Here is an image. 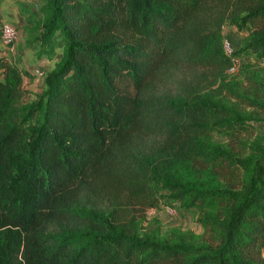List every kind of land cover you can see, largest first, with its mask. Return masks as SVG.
<instances>
[{
  "label": "trees",
  "instance_id": "trees-1",
  "mask_svg": "<svg viewBox=\"0 0 264 264\" xmlns=\"http://www.w3.org/2000/svg\"><path fill=\"white\" fill-rule=\"evenodd\" d=\"M30 4L32 42L63 52L31 105L0 53V264H264V140L243 159L203 139L251 127L207 88L232 65L225 27L264 59V0H47L37 24ZM220 165L246 172L241 189L182 173ZM166 198L217 243L142 234Z\"/></svg>",
  "mask_w": 264,
  "mask_h": 264
},
{
  "label": "rangeland",
  "instance_id": "rangeland-1",
  "mask_svg": "<svg viewBox=\"0 0 264 264\" xmlns=\"http://www.w3.org/2000/svg\"><path fill=\"white\" fill-rule=\"evenodd\" d=\"M46 1L47 0L30 1V3H32L30 5H32L33 8L28 6L29 11L27 12L28 16L33 18L32 22L36 24L41 22L40 20L44 17L42 7ZM2 23H0V25ZM13 24L19 27L21 33L15 46L16 54H13L12 57L17 59L19 55L22 58L25 56V61L22 62L26 65V61L32 57V55H30L31 52L33 56L38 57V60L47 62V60H49L47 55L49 51L51 52L52 47L50 45L43 47L38 42H32L33 36L29 34L25 25H20L19 23ZM249 34V30L240 32L236 27H225L223 32L224 38H228L233 45L235 44L234 47L236 48L243 45L244 41L249 37ZM54 49L55 50L52 52H56V55L53 57V61L50 62V64L56 66L55 63H58V59L62 57L63 49L61 45L58 47L55 46ZM6 50L5 48V54ZM13 50L14 49L11 51ZM43 65L36 68L34 67V70L32 69L35 74L34 79L29 77L30 74L27 73L26 75L24 84L26 94L23 99L25 104L28 103L31 105L32 103H36L44 93L46 88L45 75L49 71L42 68ZM38 70H40V72L44 70V75L40 76V72L37 73ZM224 77L222 78V80L224 79L223 84L219 81L216 85L208 86L207 91L209 95L216 99H222L228 104L238 106L251 117L249 122L251 127L239 133L234 138H229L221 133L214 132L205 136L203 139L221 145L237 157L244 159L251 155L254 156V144L259 141L263 142L264 140V106H262V104H264V59H257L254 55L249 53L243 54L242 65L238 73L235 75L225 73ZM206 83H208V81H206ZM234 91L243 94L248 100L245 101L235 97L233 94ZM249 100H255L261 104L253 105ZM36 120L32 119L30 121L35 123ZM239 171L242 170L231 169L228 168L227 165H220L209 166L202 171H182V173L187 176L193 172L200 180H219L223 187L241 189L246 182L247 174L245 171ZM168 207L175 208L176 212L173 214L169 213L167 211ZM200 214L199 209L195 207L186 208L180 202L166 198L162 200L160 207L147 210V212L140 217L141 219L138 226L142 234L151 233L160 238L175 240L173 231L178 230L188 233L186 237L192 238V241L216 244L218 241L217 235L211 231L209 227L207 228L200 222Z\"/></svg>",
  "mask_w": 264,
  "mask_h": 264
},
{
  "label": "crops",
  "instance_id": "crops-1",
  "mask_svg": "<svg viewBox=\"0 0 264 264\" xmlns=\"http://www.w3.org/2000/svg\"><path fill=\"white\" fill-rule=\"evenodd\" d=\"M30 1H32V0H3L1 7H0V23L9 21L12 23H17V24L19 23L20 25H26V23H27L26 17L23 15V13L21 11L20 3L21 2H30ZM240 32H242V31H240ZM40 45H42V44H40ZM15 46H16V44H15ZM15 46H14L13 51H11V49H7L6 54L4 52H3V54L2 53L1 54L6 55V56L8 55L9 57L13 58L12 55L16 54ZM56 46L58 47V46H60V44H57ZM238 47H240V46H238ZM51 52H52V50H51ZM51 52L50 51L48 52L47 57L49 60H47V62H44L42 60H38V57L33 56V53L30 52V55H32V57L30 56L31 59L26 61L27 62V63H25L26 65H24L22 62V61H25V56L22 58L19 55L20 65L28 74H30L29 77L31 79H34V77H35V74L33 72L34 67L36 68V67H39V66L44 64L42 66V68H44L45 70L50 71V70H53L55 68L54 64L51 65L50 62L53 61V57L56 55V52H52V53ZM60 60L61 59L59 58L57 62H59ZM55 65H56V63H55ZM27 73H26V75H27ZM26 75L24 76V84H25ZM23 102H24V100H23Z\"/></svg>",
  "mask_w": 264,
  "mask_h": 264
},
{
  "label": "built area",
  "instance_id": "built-area-1",
  "mask_svg": "<svg viewBox=\"0 0 264 264\" xmlns=\"http://www.w3.org/2000/svg\"><path fill=\"white\" fill-rule=\"evenodd\" d=\"M20 29L17 25L10 22H3L0 25V53L3 54L4 49H14L15 44L20 37ZM224 47L226 54L231 58L232 65L228 69V73L235 75L238 73L240 66L242 65V57H239L235 52V47L228 38H224ZM40 70L37 71L39 73ZM44 70H41L40 76L44 75ZM169 208V210H168ZM167 211L171 214L176 212L175 208L168 207Z\"/></svg>",
  "mask_w": 264,
  "mask_h": 264
}]
</instances>
